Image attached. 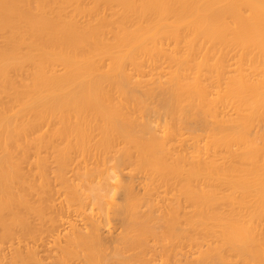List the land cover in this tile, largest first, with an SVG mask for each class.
<instances>
[{"label": "bare ground", "instance_id": "bare-ground-1", "mask_svg": "<svg viewBox=\"0 0 264 264\" xmlns=\"http://www.w3.org/2000/svg\"><path fill=\"white\" fill-rule=\"evenodd\" d=\"M233 258L264 264V0H0V264Z\"/></svg>", "mask_w": 264, "mask_h": 264}, {"label": "rangeland", "instance_id": "rangeland-1", "mask_svg": "<svg viewBox=\"0 0 264 264\" xmlns=\"http://www.w3.org/2000/svg\"><path fill=\"white\" fill-rule=\"evenodd\" d=\"M213 236H214V235H213ZM213 236H212L211 238H213ZM207 237H208V236L204 237V239L206 238V240L203 241V243L201 242L202 244L205 245L206 242H209V240H210L211 238H209V237L207 238ZM207 239H209V240H207ZM213 240H214V242H215V238H214ZM216 241H217V238H216ZM210 243H213V242L210 240ZM215 244H216V243H215ZM206 245H207V243H206ZM206 245L204 246L205 249H206V247H207ZM195 248H196V247H193V249H192V250L195 252V253H194V252L192 251V252H193V255L196 254V251L198 250L197 248H196V249H195ZM198 251H199V250H198ZM192 252L190 251L191 254H192ZM234 259H235V260H234ZM236 260H238V258H237V259H236V258H233L232 261H235L233 264L236 263ZM239 260H240V259H239ZM241 261H243V260H241ZM241 261H240V262H241ZM231 263H232V262H231ZM241 263H242V262H241ZM241 263H239V261H237L236 264H241Z\"/></svg>", "mask_w": 264, "mask_h": 264}]
</instances>
